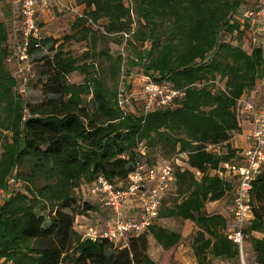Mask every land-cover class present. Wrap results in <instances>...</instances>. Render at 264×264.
<instances>
[{
  "label": "trees",
  "instance_id": "16d2710c",
  "mask_svg": "<svg viewBox=\"0 0 264 264\" xmlns=\"http://www.w3.org/2000/svg\"><path fill=\"white\" fill-rule=\"evenodd\" d=\"M76 1L82 12L71 29L82 27L83 34L72 32L59 45L51 36L41 38L37 52L48 44L55 50L53 56L40 58L45 77L39 82L41 92L53 97L33 105L14 91L16 81L5 63L14 26L0 11V129L10 133L0 152V264H156L147 253L149 236L168 250L181 241L180 232L153 224L129 234L127 244L121 245L89 240L75 228L76 218L88 213L100 216L98 222L108 218V211L83 198L82 191H89L100 176L125 185L142 142V158L149 166L168 158L150 156L148 148L176 151L183 159L174 169L173 193L179 198L160 204L158 218L177 217L196 225L192 250L199 264L238 263V247L226 236L228 208L203 210L210 202L231 204L235 184L219 178L216 170L234 162L237 151L240 158L243 149L227 145L241 130L242 117H250L240 100L264 82V51L251 43V24L240 18L249 3L135 0L130 7L125 0ZM4 10L12 14L9 5ZM100 19L106 20V32L128 35L129 69L137 67L153 81L184 92L174 106L125 111L117 101L119 93L128 91L127 85L117 90L123 58L106 55L112 88L91 73L90 64H80L95 56L96 38L88 27L100 26ZM74 37L89 45L76 58L63 47ZM75 71L83 75L82 82L68 80ZM89 94L93 110L84 99ZM23 109L28 112L25 119ZM222 144L226 150L219 154L214 148ZM19 167L23 170L18 172ZM14 170L24 183L17 191L6 181ZM39 211H47L49 221ZM244 231L245 240L250 238V259L264 264V171L252 182Z\"/></svg>",
  "mask_w": 264,
  "mask_h": 264
},
{
  "label": "built area",
  "instance_id": "2783aa9c",
  "mask_svg": "<svg viewBox=\"0 0 264 264\" xmlns=\"http://www.w3.org/2000/svg\"><path fill=\"white\" fill-rule=\"evenodd\" d=\"M17 4V17L20 27L15 30L10 53L5 63L13 65L12 73L16 81L14 91L20 97L26 93V88L33 79V57L41 45V28L37 20L40 7H47L49 2L55 1L56 7H67L64 0H14ZM81 16V13L78 14ZM240 18L251 24V43L261 47L264 51V0L244 8ZM91 23V20H89ZM94 27L100 26L92 24ZM102 29V27H100ZM116 34V33H113ZM124 38L125 33H119ZM143 84L139 91H128L118 94V105L126 110L133 109V99L142 101V111L150 112L156 108L170 106L175 100L181 99L184 92L171 87L168 83L153 81L143 76ZM261 103L256 106L248 99H242L243 110L251 115L252 128L246 134L248 142L240 155L242 163L226 162L216 170L219 178L230 180L234 186L231 204L228 207L230 218L226 230L227 238L232 241L239 251V260L236 264H262L256 260L247 259L243 250L246 239L244 231L247 218L251 210L252 182L264 171V86H262ZM28 116L27 109H23V119ZM0 143V152H1ZM137 158L133 169L128 174L125 185H114L104 177H98L89 190V196L96 204L108 211V218L97 226H86L83 237L89 240L107 239L113 244L126 245L129 234H139L155 224L162 197L174 187L175 175L173 160L161 159L155 165L149 166L144 160L145 147L137 148ZM16 171V170H14ZM195 175H200L196 172ZM8 185L17 183L15 172L8 177ZM136 199L139 212L132 216L125 211V202Z\"/></svg>",
  "mask_w": 264,
  "mask_h": 264
},
{
  "label": "rangeland",
  "instance_id": "374dc122",
  "mask_svg": "<svg viewBox=\"0 0 264 264\" xmlns=\"http://www.w3.org/2000/svg\"><path fill=\"white\" fill-rule=\"evenodd\" d=\"M135 0H125V4L129 5L130 7L133 6ZM260 0H245L244 3L248 4L249 6L253 5L254 3H259ZM2 4L9 5V7L12 9L11 2L10 0H0V11L3 13L2 17L8 22L9 26L11 25V13L7 14L4 10L6 6H2ZM67 7L64 8H58L56 6H49V14H48V20L44 21V17L47 15L38 13L37 14V20L38 24L43 32L42 37L43 38H50L52 39H57L59 42L57 45H59L64 39V36H67L74 32L75 36L80 37L83 33H81V28L78 27L76 30L71 29V25L74 22L75 18L82 12V7L77 4L76 0H72L69 3H66ZM246 7V8H247ZM15 15H18L16 12ZM45 15V16H44ZM84 24V23H81ZM98 24L102 27V29L96 28V27H88L90 32L93 34V36L96 38V44H95V56L86 61H79L80 64L83 62H87L90 64V71L91 73H96L97 75H101L106 83L108 88H112V82L108 78V66L109 62L106 59V55L109 56H121L123 58V63L121 64V70L120 74L117 79V90L119 92L123 91V88L127 85L128 86V91L134 90V91H139L141 89V86L143 84V74L141 70L137 67H134L132 69H129L128 64H127V56L132 55V51L130 50V45L128 42H125V38L123 39L120 37V35L113 34V33H108L106 32L105 25H106V20L105 19H100L98 21ZM87 27V25H84ZM165 26V25H164ZM90 33V34H91ZM132 39V38H131ZM64 49L69 50L73 57H80L83 52H85L88 48V42L87 41H77L76 37L73 39H70L68 41H65L64 43ZM55 45V47L57 46ZM51 44H48L46 46H43L38 52L35 53L33 57V62L35 66V75L31 82L29 83L28 87L26 88V93L23 98L28 104H36L41 101H43L45 98L53 97L52 95H44L41 92V83L40 80H44V76L40 74L41 71V63H40V58L42 57H51L54 55L55 50L51 51L49 50ZM136 46V45H133ZM93 60V62H92ZM92 66V67H91ZM70 82H75V83H80L83 80V75L79 73L78 71L73 72L72 74L69 75ZM221 84V83H220ZM127 91V92H128ZM84 99L87 101L89 104V108L93 110L95 108L94 102H93V97L91 94L87 95L84 97ZM179 100V99H178ZM177 102L175 100L170 106H174V104ZM132 108H137V109H142V101L138 99H133L132 101ZM158 109V108H157ZM155 110V109H154ZM243 111V110H242ZM1 132V137H0V143H2L5 140H10V133L9 131L5 129H0ZM144 145V143H139L137 148L141 147ZM224 145L222 144L221 146H217L214 148L216 152L221 154V152H225L224 150ZM136 148V150H137ZM149 152L151 153L150 156H155L159 157L161 155H165L168 159L173 160V165L176 167L177 165L182 164L183 159L182 155H177L176 151H169L168 149L162 150V149H152L148 148ZM149 153V154H150ZM23 167L18 168V172L22 171ZM16 174V171H14ZM13 173H11L9 176H11ZM8 176V177H9ZM200 175H196L197 178H199ZM8 177L6 181H8ZM17 183L15 185H9L10 189H15L21 190L24 187V183L21 179H16ZM8 184V183H7ZM84 188V187H83ZM173 188H171L163 197L161 204L168 200V201H173L174 199H178L179 195L177 193H173ZM82 196L83 198H86L87 200L94 201L92 198L89 196V191H86L84 188V191H82ZM3 199V191L0 190V201ZM223 205L218 204L216 202H210L207 203L203 212L204 213H213V212H223L224 208L221 209ZM130 208H125L126 213H131ZM134 209H136L134 207ZM69 212V210H66ZM39 215H44L46 217V220L49 221V218L47 217V211H39ZM102 218L99 216V218L95 217V213H88L87 216L83 217H77L75 224V228L81 232L83 235L84 228L86 226L90 225H99L102 224L103 220L101 222H98ZM155 224L164 227L168 230L172 231H178L182 235L181 241L173 246L172 248L168 250H164L161 248V246L153 241V239H150V244H148L147 248V253L150 256V258L156 263V264H170V263H175V264H199L197 259L194 257L193 250H192V242H193V237L198 230L196 225H194L192 222L188 220H184L181 218L177 217H161L157 218L155 220ZM250 238L248 240L244 241L243 244V250L248 256L247 259L251 260V254H252V248L250 245ZM212 264H219L218 261L212 260Z\"/></svg>",
  "mask_w": 264,
  "mask_h": 264
},
{
  "label": "crops",
  "instance_id": "0c3cea01",
  "mask_svg": "<svg viewBox=\"0 0 264 264\" xmlns=\"http://www.w3.org/2000/svg\"><path fill=\"white\" fill-rule=\"evenodd\" d=\"M72 0H64L65 3H69L71 2ZM11 2V6H12V9H11V12H12V15L10 17V20H11V25L14 26V29L11 31V34H10V39L13 41V38L15 37V30H17L16 27H20V19L17 17V15H15L16 11H17V4L15 3L14 0H10ZM2 6H6L5 4H2ZM49 6H56V3L55 1H51L49 2L48 6L43 8V7H40L38 9V13H42V14H45L47 15L46 17H44V21H47L48 20V14H49ZM44 15V16H45ZM41 33L43 34L42 30H41ZM11 74L13 73V70H14V66L13 65H10L8 66ZM262 84V86H264V82L260 83ZM262 86L259 87L258 86V90H256V88H254L253 90H251L247 95V98L248 100H251L252 102H254V104L256 106H259L260 103H261V99H260V95H261V90H262ZM243 113V112H242ZM245 116V115H244ZM249 118L248 119H245L244 117H242V119L240 120V125H241V130L239 132H236L232 135L231 139L228 141L227 145L232 148V149H236V151L238 149H245L247 148L248 146V142L246 140V134L251 130L252 128V118H251V115L249 114ZM224 145V144H223ZM226 145V144H225ZM224 145V146H225ZM224 150H226V146L224 147ZM222 153V152H221ZM234 161L235 163H242L241 161V158H238V151L236 152V156L234 157V159L232 160ZM125 208H130V207H133L130 211L131 213H129L130 215L132 216H136L139 212V206H138V201L136 199H133V200H129V201H126L125 204H124ZM134 207L136 209H134ZM229 207L228 206H222V208H226V211H227V208ZM223 210V209H222ZM229 215V214H228ZM150 239L152 240L153 238L151 236H149L148 240L150 241ZM153 241H155L153 239ZM156 242V241H155ZM150 244V242H149ZM162 248V247H161Z\"/></svg>",
  "mask_w": 264,
  "mask_h": 264
}]
</instances>
